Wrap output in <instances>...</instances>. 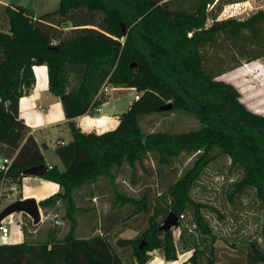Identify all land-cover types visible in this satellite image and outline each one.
Returning a JSON list of instances; mask_svg holds the SVG:
<instances>
[{"label": "trees", "instance_id": "16d2710c", "mask_svg": "<svg viewBox=\"0 0 264 264\" xmlns=\"http://www.w3.org/2000/svg\"><path fill=\"white\" fill-rule=\"evenodd\" d=\"M209 1L199 0L197 9L190 12L174 9L164 0H61L58 9L40 16L21 5L0 3V143L3 158L11 159L8 170L0 171L2 187L21 188L26 176L23 170L46 163L42 146L19 113L21 97L35 84V65L47 66L49 89L60 97L72 135L69 142L55 149L63 169L54 165L41 176L57 182L60 191L39 200L45 211L59 203L65 205L69 231L63 237L53 232L45 241L26 237L19 243H0V264H126L122 254L127 250L136 264H147L155 249L174 261L180 252L172 229L159 228L170 212L178 217L183 251L192 252L181 264H202L203 258L205 264H215L216 237L203 212L206 205L191 196L214 151L229 157L231 166L241 173L232 194L243 195L254 188L264 207V114L251 110L233 83L209 73L200 50L220 33L236 37L248 29L257 35L264 11L247 19L217 20L206 27ZM68 21L73 22L70 29L64 25ZM122 23L128 28L125 41H121ZM72 73L78 81L68 89ZM105 80L113 86L136 88L140 94L120 115L115 128L85 132L75 118L92 113L108 100L106 93L97 96ZM168 102L172 108L161 110ZM165 111L194 114L202 126L186 132L146 134L139 117ZM149 151L159 153L163 163L183 152L198 157L194 166L166 189L169 202L148 196L139 200L118 196L121 204L136 202L126 220L149 211L153 204L150 225L140 237H120L116 245L108 232L77 237V189L101 177L114 182L113 168L125 161L135 163ZM185 214L190 216L193 235L184 227ZM261 236L264 241V222ZM248 246L249 262L264 264V247L257 241Z\"/></svg>", "mask_w": 264, "mask_h": 264}, {"label": "rangeland", "instance_id": "374dc122", "mask_svg": "<svg viewBox=\"0 0 264 264\" xmlns=\"http://www.w3.org/2000/svg\"><path fill=\"white\" fill-rule=\"evenodd\" d=\"M3 1L7 4L30 8L37 16H40L58 9L61 0ZM164 1H168L174 9L190 12H194L199 4V0ZM205 11L207 14L205 26L208 27L217 20L247 19L254 13L264 11V0H210L206 4ZM64 25L67 26L66 29H70L73 22L68 21ZM200 50L205 69L217 79L233 83L241 93V100L251 110L264 114V21L258 23L257 35L248 29L242 30L236 37L225 32L220 33L214 42L202 44ZM77 81L76 76L73 73L70 74L68 89L74 87ZM105 83L107 84L106 80L101 84L100 89ZM108 84L109 90L106 95L107 99L110 98L109 105L105 107L103 113L95 114H107L112 118L103 126L94 129L97 133L115 128L119 119L118 114L114 112L122 113L127 110L131 102L140 94L133 87L113 86L109 82ZM94 110L92 111L95 112ZM139 122L146 134L159 131L186 132L202 126L201 121L194 114L186 111H165L142 115L139 117ZM39 144L44 150L43 143ZM59 144L56 143L55 149ZM1 147L0 143L2 161L4 154L1 152ZM55 149L45 150L48 163L54 160L60 161ZM213 154L214 157L195 183L191 196L195 201L206 205L203 212L216 237L213 242L215 264H255L248 260V245L251 241H257L264 247L261 236L264 207L254 188L247 189L243 195L232 194L233 183L241 177V173L231 166L229 157L219 154L218 151H214ZM197 157V153L183 152L172 158L169 163H163L159 159V153L149 151L144 158L135 163L125 161L121 167L113 168L114 182L108 177H101L98 181L77 189L75 202L80 210L75 214L77 219L75 235L89 237L108 232L114 245L120 237H140L150 225L149 218L153 213V204L149 211L139 212L126 220V217L136 208V202L128 200L121 204L122 200L118 196L122 195L135 200L148 196L153 201L159 198L164 203L169 202V198L165 196L166 189L186 170L194 166ZM13 187L15 188L5 186L1 189L0 185V211L23 194L22 187L17 185ZM29 188L38 189L33 181L27 182L26 189ZM38 190L43 194L44 191L41 188ZM41 212L42 220L38 224H34L25 213H13L16 216L21 215L19 223L23 228L24 239L27 237L29 241H45L53 232H56L58 237L66 235L70 229V222L65 218L64 204L59 203L48 211L41 208ZM55 216L61 219V224L55 225ZM13 221H17L16 217H13ZM184 221L188 234H195L188 214H185ZM8 225L10 226V223ZM180 232V227L172 228L173 237L180 252L177 260H166L162 250L155 249L151 251L153 258L147 263L181 264L186 261L192 252L183 251ZM118 250L124 253L119 248ZM122 255L126 264H136L130 250ZM202 261V264H205L207 259L203 258Z\"/></svg>", "mask_w": 264, "mask_h": 264}, {"label": "crops", "instance_id": "0c3cea01", "mask_svg": "<svg viewBox=\"0 0 264 264\" xmlns=\"http://www.w3.org/2000/svg\"><path fill=\"white\" fill-rule=\"evenodd\" d=\"M0 3L7 4L3 0H0ZM33 70L36 79L35 84L33 85L30 93L22 96L19 101L20 117L23 118L25 123L31 127V132L35 136L36 140L39 143H43V146L45 147L43 153L45 155L46 164L49 167L56 165L60 169H63V164L59 157L57 158L60 161L54 160L53 162H47L48 159L45 150L49 148L54 150L57 142L65 144L72 139L71 131L68 126V120L66 119L60 97L53 94L49 89L47 66L35 65ZM39 71L41 72V77H39ZM109 102L110 98L99 106L100 110L95 109V112L77 116L75 118V122L85 132L94 131L97 127L103 126L112 118V116L107 114L96 115L95 113H103L105 107L109 105ZM114 113L118 114L117 116L119 119L123 112ZM28 181H33L35 183V187L38 189L41 188L42 191H44L43 194H41V191L36 188H29L27 190L26 187ZM0 185L2 189L1 182ZM12 188L15 187L12 186ZM58 191H60V185L57 182L47 180L39 176H35L34 178L31 176H25L22 180L23 194L20 198L34 196L39 201L40 199L48 197ZM20 216L21 215H13L11 217L12 219L13 217H16L17 221L10 223V228L12 230V242L10 243H19L24 241V235L20 231Z\"/></svg>", "mask_w": 264, "mask_h": 264}, {"label": "water", "instance_id": "95a60500", "mask_svg": "<svg viewBox=\"0 0 264 264\" xmlns=\"http://www.w3.org/2000/svg\"><path fill=\"white\" fill-rule=\"evenodd\" d=\"M127 31L128 28L124 25V23H122L121 41H125ZM49 48L53 50H59V47L57 45H50ZM171 108H172L171 102H168L161 106V110H169ZM48 167L49 166L46 163L34 165L24 169L23 174L26 176L33 175V176L41 177L48 169ZM15 212L27 214L32 219L34 224H38L42 220L41 207L39 205V201L34 196H30L26 198H17L13 202L6 205L0 211V221ZM54 221H55V225H59L62 222L58 216L54 217ZM177 224H178L177 215L174 212H170L167 215V217L162 221L159 228L164 231H169Z\"/></svg>", "mask_w": 264, "mask_h": 264}, {"label": "built area", "instance_id": "2783aa9c", "mask_svg": "<svg viewBox=\"0 0 264 264\" xmlns=\"http://www.w3.org/2000/svg\"><path fill=\"white\" fill-rule=\"evenodd\" d=\"M109 90V84L105 83L104 86L100 89L97 96H99L101 93H107ZM96 110H100V107L95 108ZM11 164L10 158H3L0 162V171H7L9 166ZM13 214L7 216L6 218L2 219L0 221V243H10L12 242V230L9 223H13V219L11 218ZM20 231L22 232V227L20 226Z\"/></svg>", "mask_w": 264, "mask_h": 264}, {"label": "bare ground", "instance_id": "6f19581e", "mask_svg": "<svg viewBox=\"0 0 264 264\" xmlns=\"http://www.w3.org/2000/svg\"><path fill=\"white\" fill-rule=\"evenodd\" d=\"M39 77H41V72L39 71Z\"/></svg>", "mask_w": 264, "mask_h": 264}]
</instances>
